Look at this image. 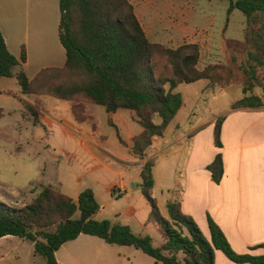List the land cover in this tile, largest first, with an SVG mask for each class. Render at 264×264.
<instances>
[{
    "label": "crops",
    "instance_id": "obj_1",
    "mask_svg": "<svg viewBox=\"0 0 264 264\" xmlns=\"http://www.w3.org/2000/svg\"><path fill=\"white\" fill-rule=\"evenodd\" d=\"M58 2L0 0V33L6 48L16 59L22 51L25 53V62L15 72H25L30 66L40 70L64 64L65 51L58 39ZM128 2L150 43L171 49L183 44L198 45L197 68L200 63L204 66L218 63L214 59L217 53L224 54L222 64H227L230 50L225 42L234 39L224 37L228 25L221 30L220 38L213 31V0ZM233 14L234 10L230 15ZM47 63L54 64L47 66ZM0 79H8L0 81L6 83L0 90V98L17 106L15 148L22 150L44 142L47 149L59 153L52 160L53 175L41 178L43 185L56 186L72 200H76L81 191L90 190L99 206L96 220L127 226L138 236L148 235L152 228V238L158 246L159 231L150 219V207L139 186L141 167L146 161H152V195L164 219H168L167 203L177 199L180 211L195 222L207 239L209 216L236 254L264 255V249L257 247L264 244V105L235 108L228 117H223L220 148L215 147L216 121L213 120L191 125L182 134L175 127L176 133L171 138H166L164 131L162 136L152 140L146 157L138 159L131 152V139L141 128L133 120L131 111L108 114L100 112L97 106L86 105L84 119L77 122L69 102L52 103L49 107L46 106L49 97L21 95L19 87L12 90L7 86L8 81H12L10 84L15 81L14 78ZM35 104L39 108L36 124L26 115V107ZM4 109L0 106V117L13 114ZM21 119L29 123L27 136L20 135ZM216 154L221 155L223 164L219 184L211 180L207 170ZM59 167L70 171L71 176L62 179ZM45 168L38 169L42 177ZM13 238L16 237L6 236L0 241ZM55 260L56 264H157L133 247L110 246L88 235H79L61 245L55 252ZM214 264L234 263L222 252L215 251Z\"/></svg>",
    "mask_w": 264,
    "mask_h": 264
},
{
    "label": "trees",
    "instance_id": "obj_2",
    "mask_svg": "<svg viewBox=\"0 0 264 264\" xmlns=\"http://www.w3.org/2000/svg\"><path fill=\"white\" fill-rule=\"evenodd\" d=\"M227 1V14L240 11L245 22L242 40H227L226 47L232 51L246 50L249 69L240 66L248 80L242 86L245 97L235 107H260L264 105V81L254 78L253 69L264 66V0ZM58 7V39L65 51L64 64L42 68L28 79L22 70L15 72L25 62L24 51L19 59L13 57L0 33V78H14L21 95L69 102L77 122L84 119L86 105L101 107L108 114L120 110L134 112L141 132L131 139V152L138 159L145 158L152 140L163 135L181 108V95L175 92L180 84L206 80L220 89L233 84L227 66L197 68L196 44L171 49L150 43L128 0H59ZM231 62H235L234 58ZM254 85L261 88L260 96H246ZM38 109L36 104L26 107L34 124ZM219 125L220 121L216 122V148L221 147ZM152 167L151 161L143 164L139 186L150 207V219L159 231L158 246L150 237L133 234L127 226L96 220L99 206L90 190L81 191L72 200L49 186L20 208L0 202V238L12 236L29 242L33 255L42 257L45 264H56L55 252L79 235L97 237L110 246L133 247L157 264H214L215 251L222 252L234 264H264V255L236 254L209 216V239L203 237L176 201L167 203L168 219H164L152 195ZM207 170L211 180L219 184L223 176L220 154L215 155ZM257 247L264 249V244Z\"/></svg>",
    "mask_w": 264,
    "mask_h": 264
},
{
    "label": "rangeland",
    "instance_id": "obj_3",
    "mask_svg": "<svg viewBox=\"0 0 264 264\" xmlns=\"http://www.w3.org/2000/svg\"><path fill=\"white\" fill-rule=\"evenodd\" d=\"M227 9V0H213V8L211 10L214 18L213 31L217 33L220 38L221 30L228 25V30L224 37L234 39L235 41H241L245 17L237 10H234L233 15L227 14ZM31 56L34 57L36 54H31ZM223 57L224 54L217 53L214 58L215 62H218L216 64L224 65L222 64L224 63ZM232 58L235 60L234 63L231 62ZM246 60V50H243L242 52L230 50L228 62L224 66L230 68L233 84L225 89H220L217 85H208V81V83L205 81H198L197 83L192 84H180L175 89V92L181 95L183 106L166 127V138L174 137V134L176 133L175 127L180 129V134L191 125L201 124L203 122L212 123L213 120L216 122L220 121L219 127H221L222 123L225 121L224 118L228 117L231 114L229 112L235 109L237 103L245 97L242 86L244 83L246 84L248 77L243 70L240 69V66L249 71ZM53 64L54 63H47L46 65L52 66ZM203 67L204 65L200 63L198 69H202ZM38 71L39 68L30 66L24 73L27 77H31L32 79L34 74ZM219 73L223 77H226L222 70H220ZM253 74L256 80L264 81V66L255 67V69H253ZM1 80L8 79H0V81ZM8 82L7 86L11 87L12 90L18 87L16 81H13L12 84H10L12 81ZM252 83L256 85L254 81H252ZM5 85L6 83H0V90L4 89ZM255 85L249 90L246 96H259L261 94V88L256 87ZM46 100V106L48 104L49 107L52 103L58 105L64 104L62 101H55V99L52 98H47ZM0 106L5 108V112L8 110L13 111V114L11 113L9 116L6 115L0 117V202L15 208H20L25 204L30 203L45 187L49 186L53 189L59 190L56 186L43 185V181H40L41 178L47 179L49 176L53 175L54 168L52 166V160L55 156H59V153L52 149H47L44 142L33 144L22 150L16 149L15 140L18 132L14 126L16 127L15 121L19 120V117L16 116V103H13L12 101H4L0 98ZM96 108L100 112H104L101 107ZM132 114L133 120L137 123V116L134 112H132ZM26 115L31 118L27 111ZM21 122H23L21 123L23 128L20 135H29L30 126L28 121H22L21 119ZM154 123L158 124L159 120L155 119ZM103 126L107 129V126L104 123ZM220 140L219 137V141ZM182 159L183 157L181 160ZM41 167H46L43 177L39 175L38 171ZM177 168L180 170V165ZM59 169V176L62 179H67V177L71 176V172L65 168L59 167ZM158 198L160 197L158 196ZM175 201H177V199ZM149 234L145 235L154 240V238H152V228L149 229ZM203 237L205 236L203 235ZM153 244L154 246L156 245V240H154ZM0 264H45V260L40 256L33 255V249L29 242L13 238L12 240L0 241Z\"/></svg>",
    "mask_w": 264,
    "mask_h": 264
}]
</instances>
